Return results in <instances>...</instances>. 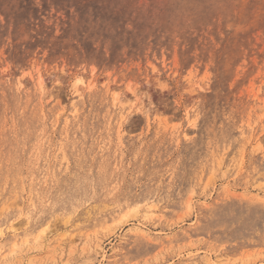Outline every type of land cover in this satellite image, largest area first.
Returning <instances> with one entry per match:
<instances>
[{
	"label": "rangeland",
	"instance_id": "rangeland-1",
	"mask_svg": "<svg viewBox=\"0 0 264 264\" xmlns=\"http://www.w3.org/2000/svg\"><path fill=\"white\" fill-rule=\"evenodd\" d=\"M0 264H264V0H0Z\"/></svg>",
	"mask_w": 264,
	"mask_h": 264
}]
</instances>
